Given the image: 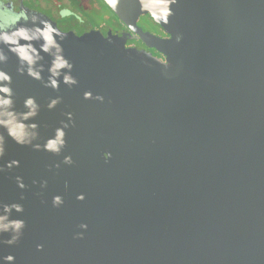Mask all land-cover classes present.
Returning <instances> with one entry per match:
<instances>
[{
    "label": "water",
    "instance_id": "obj_1",
    "mask_svg": "<svg viewBox=\"0 0 264 264\" xmlns=\"http://www.w3.org/2000/svg\"><path fill=\"white\" fill-rule=\"evenodd\" d=\"M102 1L165 60L0 0V31L48 24L71 65L52 77L55 48L20 40L37 80L0 43L27 132L0 126V217L23 225L0 229V264H264V0Z\"/></svg>",
    "mask_w": 264,
    "mask_h": 264
},
{
    "label": "clouds",
    "instance_id": "obj_2",
    "mask_svg": "<svg viewBox=\"0 0 264 264\" xmlns=\"http://www.w3.org/2000/svg\"><path fill=\"white\" fill-rule=\"evenodd\" d=\"M69 13L67 11H62L60 13L61 16L68 15ZM24 16V13L21 12L19 15L13 14V18L11 20L12 24H16V22ZM53 28L48 25L44 24L43 29H35L34 33H30L28 29L26 28H18L15 31H12L10 34L8 31H0V43L9 46V51L15 53L18 57V59L27 64L28 67V75L34 79L39 80L40 76L37 71H33L32 65L35 63L36 54L35 51L30 46L20 45L19 41H30L33 39H36L37 37H40L44 41V45L42 47V50L44 52H48L49 49L55 48L56 55L54 56V60L52 62L50 73L52 77H57L60 75V70L65 68H70L71 65L68 64V62L59 54L60 48L56 45L54 39H53ZM5 57L3 55H0V61H3ZM10 77L2 72H0V81L7 82L9 81ZM64 83L65 84H74L75 81L68 75L64 76ZM47 86H51L52 88H56L57 82L55 79H51L49 81ZM0 126H3L8 135L12 137L17 143H24L25 138L27 136V132L25 130V126L17 119V116L9 111L12 104L11 100V89L4 86L0 87ZM57 103L56 100H53L49 104V108L53 107ZM25 107L28 109V112L24 114L23 119H28L29 117L35 116L37 112V105L33 98L29 97L25 101ZM35 127V125H33ZM63 144V132L58 131L56 138L48 140L45 148L46 150L50 152H58L60 146ZM70 158L66 157L65 161L68 162ZM23 187V185H20ZM55 203L60 202L59 197H54ZM19 207H17V211H19ZM7 211V208L5 209ZM7 219L6 216L0 217V229L7 230L9 227H12L15 230H19L23 225L22 222H15L11 225L4 223ZM6 259L11 260L12 257H7Z\"/></svg>",
    "mask_w": 264,
    "mask_h": 264
},
{
    "label": "rangeland",
    "instance_id": "obj_3",
    "mask_svg": "<svg viewBox=\"0 0 264 264\" xmlns=\"http://www.w3.org/2000/svg\"><path fill=\"white\" fill-rule=\"evenodd\" d=\"M45 2L52 8L56 4L54 9H57V7L62 8V11H67L68 15H71L78 23L82 21V23L85 22L86 26H92L111 43L116 41L115 35H124L125 40L123 45L125 48L150 53L145 49H139L137 46L128 44V40H131L133 37L125 31L117 30V18H115L101 0H45ZM39 10L43 13L45 12L43 9ZM152 26V31L158 32L157 25Z\"/></svg>",
    "mask_w": 264,
    "mask_h": 264
},
{
    "label": "flooded vegetation",
    "instance_id": "obj_4",
    "mask_svg": "<svg viewBox=\"0 0 264 264\" xmlns=\"http://www.w3.org/2000/svg\"><path fill=\"white\" fill-rule=\"evenodd\" d=\"M2 1H10V2H12V4L15 7L19 6L22 3L24 6H27L33 10L38 11V12H41L39 9H43V10H45V12L44 13L41 12V13L45 14L48 18H50L52 21H54L56 23V25L58 26V28L63 30V31H73L75 34L79 35V34H82L84 32H87L89 30L94 29L92 26H89V25L86 26L85 22L82 23V21H81V23H78V21H76L74 18H72L71 15L61 16L60 13L62 12V8L57 7V9H54V6L56 4L52 8L47 4V2H45V0H2ZM103 4L106 6V4L104 2H103ZM111 13L115 16V18H117L116 15L112 11H111ZM117 21H118V29L117 30L118 31H125L133 37L131 40H128V44L133 45V46H137V48H139V49H145L146 51L152 53L155 57L161 59L162 61L165 60V56L162 53H160L159 51H157L154 48L147 47L118 18H117ZM137 25L142 30L149 31L153 34H156V35L162 37V38L168 37V35L165 34L164 31L156 23L153 22V20L149 17V15L140 16L138 21H137ZM152 25H157L158 32L152 31V28H151V27H153Z\"/></svg>",
    "mask_w": 264,
    "mask_h": 264
}]
</instances>
